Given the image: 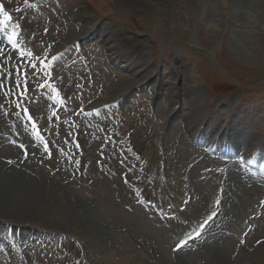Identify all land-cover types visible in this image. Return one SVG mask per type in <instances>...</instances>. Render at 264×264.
Segmentation results:
<instances>
[{
	"label": "rangeland",
	"instance_id": "obj_1",
	"mask_svg": "<svg viewBox=\"0 0 264 264\" xmlns=\"http://www.w3.org/2000/svg\"><path fill=\"white\" fill-rule=\"evenodd\" d=\"M40 1L41 0L38 2ZM85 1L87 0H56L54 2H45L43 4V9H46V7H49V9L43 11L39 10L38 16L29 14L25 20L26 25L24 24V27L27 35L29 36L33 33L41 34V28L43 27L45 21L46 24L48 23L45 18L49 17L50 19L59 20L62 16L64 17L62 22L65 23V25L63 24V31H65V34H61V38H65L62 43H66L69 41V38H72L73 34H79L83 20L84 25L95 24L98 20H101L97 29H101L104 24L110 26L112 28L110 30L112 33L118 34L124 41L129 39L124 45L128 46L132 43V47H136L133 49H135L136 52L139 50L137 54V56H139L137 59L143 61L142 63H147V65L148 63L150 66L154 65L152 69L147 68L148 71L145 69L146 73L153 72V74H157L158 70L161 68L160 73L166 75L165 78H168V73L170 77L171 73L178 74L179 71L182 70V72L187 73L185 76V81H187L189 71L191 78L197 80L198 86V89L196 88V90H193L191 93V97L194 99L196 95H199L202 98V108L197 112V118H194L196 122H198V118H201V121L203 118L215 117L217 122L214 124V128H218L219 124H216L219 119L222 120L220 124L221 127L229 126L230 116L234 111L239 113V116L234 119L235 121H238L241 116H250V130L248 132L237 133L236 131H232L234 127H230L225 137L221 140L222 142L227 139L230 145L228 147H230L232 151H234L232 142H235L237 139H240L246 146L251 142H254L252 140H254L256 136L254 138H252V136L258 133H263L264 0H255L257 3H260L259 8L254 10L252 7L245 9L246 6H242V8L245 9V12L244 10L242 12L244 13L246 20L250 21L247 23L248 26L244 28L245 30L243 29L249 43L244 44L243 49L246 54L239 56L233 52L232 47L228 43V35H230V27H232V25L231 22L228 21L227 9L224 7H222L221 12L219 11L218 17L213 20V24L216 26L217 31L213 34L207 35L205 33L203 23H201L199 18L200 12L198 5H190V3L186 1V10L183 19L181 20V29L173 30V32H169V34H167V32H161L155 28L153 29L150 22H148L143 15L137 12L130 4L124 3L125 0H109L111 9L106 11L103 15L94 13L93 15L82 16L80 19L78 18V15H76L74 26H72L68 21L70 19V13L73 12L74 8L76 10L77 7H80L82 5L81 3ZM220 8L221 6L218 10H220ZM66 24L70 26V28L67 27ZM75 27L78 28V30ZM54 31L55 29L51 28L49 34L54 36ZM83 43L87 52H89V48H93V51L91 52L92 58L95 59L93 65L98 64V62L101 65L103 63L101 61V56H103L104 51H101V44L99 43V40L95 38L89 43ZM98 43L99 45H97ZM133 43L136 44L134 45ZM70 44L71 43L69 41L65 45ZM60 48L63 52L57 53L53 61L54 70L57 72V74L55 72V78L59 79L57 75L60 78L65 76V84H68V82H70L71 75H73L72 71L75 73L79 70L77 74L78 80H85L86 72H84V70L86 67L82 66L80 63L75 64L73 66V70H67L65 73V68H63L64 64L71 58H75L76 55L70 50V48H67L66 50L62 47ZM130 54H132L133 57H136L134 52H131ZM137 59L135 61H137ZM132 69L134 71H139L137 67H132ZM102 72L103 75L108 74L103 64ZM142 74H144V72ZM103 75L100 76L98 74L99 78H103ZM119 77L121 81L120 86H123V88H121L117 95L122 91V89L132 85H128V79H125L123 76ZM74 81L76 82L77 80ZM164 82H162L164 85L162 87V92L168 87ZM166 82H170L169 78L166 79ZM125 83H127V85H125ZM172 86L173 85H169L171 88ZM117 88L118 86H114L112 93ZM158 88L160 90L159 86ZM65 90L64 93L67 97L72 98L77 89L74 88L73 85H69L65 87ZM159 90L157 91L158 93ZM197 91L199 93H197ZM140 95L142 97V94ZM130 97L131 96L124 99V102H126V112L131 115L130 110L133 109L134 105L132 101H130L131 103L127 102ZM179 100L182 102V104H180V115H184L186 113L185 110L188 107L187 100L183 97H180ZM44 101L47 102L48 99H44ZM210 101L212 102L210 103ZM169 102L171 105L172 100ZM175 104H177V100H175ZM40 107H42V105L37 106V115L41 114ZM175 120L176 118L170 121L165 132L161 131L159 126L157 128L150 126L147 129L138 127L135 130L134 137L137 141L139 149L148 157L152 168L156 166V150L152 147V139L155 138V132L158 141L160 138H165V141H162L161 145H168L169 148L173 147L174 149L177 146H180L179 149L182 154L180 160L184 161V164L178 165L179 169H182L183 166L185 168V164L188 165V163H191L194 160L189 155V149L191 147L182 133L184 129H182L181 125L183 124L179 122L183 121V118H179V120L174 122ZM184 122H186V120H184ZM208 123L209 122H207V125ZM0 124H4L3 128L0 129V132L6 127H11L1 115ZM192 126L193 125H190V127ZM187 134L190 136L189 133ZM212 136L213 134L209 137ZM202 137L206 138V135L204 136L202 134ZM257 138L259 139L260 137L258 136ZM0 143L7 147V145H5L2 141H0ZM89 145L99 146L97 143ZM250 147L253 148V146ZM259 147L264 149V141L256 147V150L260 149ZM11 148L12 147L8 146L6 149L7 151L11 150L15 153V150H12ZM173 151L176 152V150ZM3 156L4 157L0 155V164L7 167L6 164L2 162V159H6L7 157L8 159H13V157L9 155ZM96 158V156L90 158L92 163ZM176 161L177 159H173V164H175ZM25 167L27 168V171L31 172V175L23 172L22 166L18 170H15L16 172L23 174L20 178L19 187L24 188L29 193L32 191L38 194L37 196L28 199L38 205L39 199L51 198L50 202H52V204L53 199L57 203H63V205L66 204L67 211H59L55 214L61 218L62 222L51 223L44 220L37 221L32 218L17 219L10 217L12 218L10 219L6 216H0V223L5 222L17 225L20 229V233L23 232V234H26V238H30V234L32 233L31 228L48 230L58 234L63 233L72 235L81 243L86 253L90 254L91 257L94 258L92 260V264H140L137 258L139 257V251H142L138 250L139 246L136 245V242H134L132 238V236H135L136 234L137 237L143 238L144 244L148 243L151 248H155H152L154 253H157V256L163 258L162 261H160V264H171L168 261V252L174 234H172V232H166V234H163V231H159L153 225H149L148 222H145L147 218L143 221L139 215L130 214L124 208L127 204L122 202V200L125 199V196L122 197L123 193L118 194L117 190L119 189H115L117 182L114 183L110 180H99L98 177L96 182L98 181L99 184L95 185V182L91 186H84V183L87 180L93 179V176H91L88 177L84 183H81L80 189L85 187L86 190L90 188H92V190L85 192L84 189H79L76 194L70 190L71 188L66 189L59 186L58 183L55 182V178L50 179V173L47 172L46 168H43L42 171V168L34 169L32 166L29 167L27 165H25ZM34 173L37 177L46 178L42 179L44 185L39 184L36 178L32 176ZM190 173L192 177L195 176L196 179L197 175L194 174V171L191 170ZM43 174L44 176H42ZM94 176H96L95 172ZM192 177L191 180H193ZM195 179L192 182V186L195 189V193H198L202 197L199 202L188 208L187 211L189 212L187 214H183L186 220L192 221L195 220L192 216L199 212L198 207L201 206V210L206 207L209 200L208 198L212 195L214 190L212 181L201 183L197 180L195 181ZM228 181L227 193L225 195L230 194L231 196L228 197L227 202H225V205L223 206L227 209L226 214L223 208L224 219L226 220L222 222V226L225 229L215 230L216 235L213 237V242L212 239H207L202 250L197 253L180 252L177 255V261L175 264H200V262L205 263V261L206 264H229V254L231 253V250H234L235 242L233 237V239H231V237L226 234L227 232L233 233V231L239 232V229L242 228L241 225L244 224V221L249 214L247 210L249 208L251 210L253 202L257 201L259 198L261 189L258 188L257 184L253 181H251L253 183L251 186L248 185V181L244 180L236 173H230L228 175ZM174 182L175 181H171L170 184L173 185ZM3 185L7 184L4 179H1L0 188ZM181 186L183 187V185H180V187ZM176 192L177 189L175 187H171L168 192L170 196L175 197L172 198L174 201H177V199L180 200V198L176 196ZM87 200H98L99 205L93 210H87L85 209V206L88 204L86 202ZM82 201L85 203L83 204ZM168 203L173 204L169 200ZM67 213H72L73 217L69 218ZM55 215L49 214V216ZM230 215H232V217L228 220ZM135 217H138L141 221L134 219ZM260 225L264 228V221L261 222ZM126 226H129L128 228H130V231L121 232L120 230L122 228H126ZM64 227H75L76 230L80 229L82 230V235L77 234L71 230V228ZM228 229H230V231H227ZM34 234L35 233H32V235ZM222 235H226V237ZM77 237L80 238V240ZM166 242L167 245L165 246ZM208 243L210 245H207ZM258 257L260 260L255 264H264V249H261L258 252ZM174 261L175 259H172L171 262L173 263ZM2 262L3 261L0 260V264ZM232 264H244V260L237 257Z\"/></svg>",
	"mask_w": 264,
	"mask_h": 264
},
{
	"label": "bare ground",
	"instance_id": "obj_2",
	"mask_svg": "<svg viewBox=\"0 0 264 264\" xmlns=\"http://www.w3.org/2000/svg\"><path fill=\"white\" fill-rule=\"evenodd\" d=\"M186 1L190 3V5H198L200 12L199 18L201 20V23H203L205 33L207 35L213 34L217 31L216 26L213 24V20L218 17V13L219 11H222V7L226 8L228 21L231 22L232 25V27H230V35H228V43L232 47L233 52L238 56L246 54L243 48L244 44L249 43V40L246 37L243 29L248 26L247 23H249L250 21L246 20L242 11L244 10L245 12V9H247L248 7H252L253 10L257 9L259 8L260 2L257 3L255 0H194V2L193 0H125L124 3L130 4L137 12L143 15L148 20V22H150L153 29L155 28L161 32L164 31L169 34V32H173V30L181 29V20L183 19L186 10ZM81 4L82 5L77 11L79 19L82 16L93 15L94 13L103 15L106 11H109L111 9L109 0H87L85 2H82ZM244 5L246 6L245 9L242 8V6ZM220 6V10H218ZM88 25H90V27L87 28ZM88 25L86 26V30L84 32H81L88 35L87 38H84V41L86 43H89L95 38L98 39L99 43L101 44V49L105 48V51H107V56L112 65H121L125 63V68L130 72V74H133V72L134 74H139L140 70L145 69L149 65H147V63H142L143 61L137 59V57L139 56H137L139 50L137 52H134L133 48L136 47H132V43L128 46L124 45L129 39L127 41H124L121 36L112 33V31H110L112 29L110 26L104 24L101 29L96 30L91 28L95 25ZM99 43L97 45H99ZM133 44L135 45L136 43ZM0 47L4 48V52L5 47L2 44L1 37ZM131 52H134L136 57H133V55L130 54ZM136 59L138 62L135 61ZM132 67H137L139 71H134ZM150 74L153 75V72H147L145 75ZM186 74L187 73L180 70L178 74H170L169 83L166 82V79L168 78L159 80V83H162L165 80L164 83L168 86L167 95L170 98L178 100L180 97H183L187 100L188 105L185 110L186 113L184 115H180L181 107H179V109L176 111L174 110V106L176 104H174L172 107V111L168 115L167 122L170 120H174V118H176V120H179V118H183V121L179 122L183 124L181 125V127L184 126V132L189 133L190 136H193L198 143H201L203 141L204 143L206 141L212 143V141H214L213 144H211V147H215L213 145L218 144V141L222 140L225 137L230 127H234L232 131H236L237 133H244L250 130V116L244 115L241 116L238 121H235L234 119L239 116V113L235 111L231 113L229 126L221 127L220 124L222 120L219 119L218 123L216 124H219L218 128H214V124L217 122V119L215 117L203 118L201 121V118H198V122H196L194 118H197V112L202 108V98L199 95H196L194 99L191 97V93L193 92V90H196V88L198 89L197 80L191 78L188 71V80L185 81ZM150 79L151 78H148L147 81H150ZM141 80H143V78H141ZM141 80H136L134 82L128 81L127 83L128 85H135ZM127 83H125V85H127ZM169 85H173L172 88L169 87ZM163 86L164 85L161 84V87ZM134 91L141 92L142 88ZM197 93L199 92L197 91ZM159 94L160 93L157 92L155 98ZM127 97L125 99H127ZM176 120L174 122H176ZM184 120H186V122H184ZM207 122H209L208 125ZM4 124H0V129L3 128ZM190 125L193 126L190 127ZM202 134L204 136L206 135V138L202 137ZM211 134H213V136L209 137L211 136ZM263 141L264 139L261 142L258 141V145ZM232 143L234 146V151L235 149L240 150L245 146V144L242 143L240 139H237ZM0 147V155L2 157H4L3 155H10L11 157H13V159L19 157L17 149L11 148L12 150H15V154L11 150L7 151L6 148L8 146H3L2 143H0ZM224 152L227 153V149ZM2 165L0 164V181L1 179H4L7 185H3L0 188V216H6L9 218L13 217L17 219L32 218L37 221L44 220L51 223L62 222L61 218L56 216L55 214L59 211H67L66 204L63 205V203H57L53 198V204L52 202H50L51 198L39 199L38 205L35 202H31L28 198L37 196L38 194L32 191H30L29 193L24 188L19 187L20 178L21 176H23V174L18 173L11 168H9L10 171L7 174L6 172H4L7 167ZM49 214L55 216H49ZM67 216L71 218L73 217V214L67 213ZM64 228H71V230H73L77 234L82 235V230H76L75 227ZM78 239L80 240V238Z\"/></svg>",
	"mask_w": 264,
	"mask_h": 264
},
{
	"label": "snow or ice",
	"instance_id": "obj_3",
	"mask_svg": "<svg viewBox=\"0 0 264 264\" xmlns=\"http://www.w3.org/2000/svg\"><path fill=\"white\" fill-rule=\"evenodd\" d=\"M0 13L3 14L5 20H10L11 19V16L9 15V13L4 10L3 5H0ZM8 41H9V43L13 44V46L15 47V43L16 42H15L14 36L10 35L8 37ZM41 62L43 63V61H41ZM30 67L33 69V71H35L37 66H36V64H31ZM41 71H44V70L41 69ZM26 76H27V74L25 73V77ZM38 86H42V85H38ZM17 106H19V105H17Z\"/></svg>",
	"mask_w": 264,
	"mask_h": 264
},
{
	"label": "trees",
	"instance_id": "obj_4",
	"mask_svg": "<svg viewBox=\"0 0 264 264\" xmlns=\"http://www.w3.org/2000/svg\"><path fill=\"white\" fill-rule=\"evenodd\" d=\"M7 156H8V155H7ZM9 156H10V155H9ZM6 159H8V157H7ZM4 172H6V173L8 174V171L4 170Z\"/></svg>",
	"mask_w": 264,
	"mask_h": 264
}]
</instances>
